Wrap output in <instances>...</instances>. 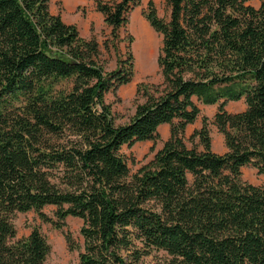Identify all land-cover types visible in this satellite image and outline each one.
<instances>
[{
  "label": "trees",
  "instance_id": "16d2710c",
  "mask_svg": "<svg viewBox=\"0 0 264 264\" xmlns=\"http://www.w3.org/2000/svg\"><path fill=\"white\" fill-rule=\"evenodd\" d=\"M51 1L0 0V264H45L51 245L38 227L15 240V215L31 210L57 229L83 220V246L66 234L79 264H144L154 249L164 264H264V186L242 178L245 166L264 174V0H165L168 17L150 1L162 81L139 83L143 101L125 124L105 95L132 81V53L107 71L98 40ZM140 4L96 0L117 42ZM194 98L218 105L224 154L207 116L192 137L203 149L186 144L201 114ZM243 98L245 110L226 109ZM163 124L170 138L131 173L122 147L157 140Z\"/></svg>",
  "mask_w": 264,
  "mask_h": 264
},
{
  "label": "rangeland",
  "instance_id": "374dc122",
  "mask_svg": "<svg viewBox=\"0 0 264 264\" xmlns=\"http://www.w3.org/2000/svg\"><path fill=\"white\" fill-rule=\"evenodd\" d=\"M114 1V0H105ZM154 1L160 16L168 17L170 8L165 0H141V4L129 13V23L120 30L122 42H117L111 35V28L105 23L104 16L97 10L96 0H52L51 11L61 14L65 22L76 24L80 33L85 38L95 37L100 43L102 61L107 71L114 70L118 65L119 56L127 58L129 52L133 55L134 75L131 82L121 86L117 90H110L105 95V100L110 104L117 124L128 123L136 112L137 104L143 101L137 96L139 83L143 81L159 83L162 75L158 66V54L162 47V36L158 33L145 18V11L149 2ZM262 0H247L248 4L255 7L261 5ZM109 39V48L105 42ZM118 43L120 50L116 48ZM201 108V114L195 123L188 125L185 132V142L189 147L203 149L200 138L193 134L201 129L203 116L209 119V129L212 138V148L219 154L227 151L224 136L219 132L214 123V116L218 105H203L194 98ZM247 107L245 99L231 101L226 109L229 112H241ZM160 136L157 140L137 142L133 145H124L121 152L125 156L131 173L138 172L143 166L150 163L156 153L163 148L165 142L170 138V125H163L159 128ZM243 180L254 185L264 186V174H259L253 166L242 168ZM55 205H48L44 211L55 218ZM14 224L17 228L15 240L29 236L34 227H38L51 245L45 264H79L80 250H70L66 240L67 232L81 246L84 239L80 233L83 220L78 217L69 216L66 219V226L57 229L53 223L42 220L35 210L19 212L14 217ZM169 255L162 250L154 249L150 255L144 258V264H164Z\"/></svg>",
  "mask_w": 264,
  "mask_h": 264
},
{
  "label": "crops",
  "instance_id": "0c3cea01",
  "mask_svg": "<svg viewBox=\"0 0 264 264\" xmlns=\"http://www.w3.org/2000/svg\"><path fill=\"white\" fill-rule=\"evenodd\" d=\"M206 106H210V105H206ZM163 125H168V124H163ZM163 125H161V126H163Z\"/></svg>",
  "mask_w": 264,
  "mask_h": 264
}]
</instances>
